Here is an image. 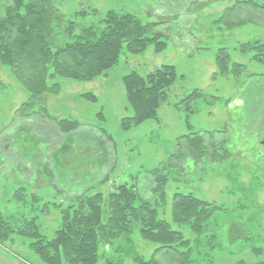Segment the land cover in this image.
<instances>
[{
    "label": "rangeland",
    "instance_id": "rangeland-1",
    "mask_svg": "<svg viewBox=\"0 0 264 264\" xmlns=\"http://www.w3.org/2000/svg\"><path fill=\"white\" fill-rule=\"evenodd\" d=\"M256 1L264 4V0ZM55 3L77 24L76 34L89 25L102 26L101 20L110 10L125 11L144 23H160L156 31L167 48L157 53L150 46L136 55L124 49L117 65L89 82L57 77L60 93L46 95L42 104L52 117L81 123V128L69 134L53 122L35 117L40 103L25 111L29 91L10 67L0 63V211L12 229L9 240L0 244V264H43L30 249L31 238L20 235L27 225L35 221L42 234L53 239L61 227L63 211L79 206L76 199L97 193L107 197L125 184L136 185L140 195L156 206L160 218L189 240L194 255L191 264H262L264 57L248 48L243 51L242 46L264 39V10H250L242 4L231 15L235 0ZM224 15L239 24L227 27L219 20ZM221 56L230 66H243L240 76L219 72L217 59ZM163 65L175 66L178 78L160 108L159 119L123 129L122 119L133 115L123 77L132 72L146 76ZM195 90L203 97L189 106L182 104ZM216 130L225 133L208 135L204 140L227 150L229 157L220 163L187 160L183 169L170 168L164 173L168 181L162 199L154 190L151 171L162 168L179 151L180 137ZM175 193L194 195L220 208L202 236L172 222ZM158 247L143 239L135 227L126 237L108 235L100 247L99 263L106 257L121 264H138L133 256H127L129 250L150 261ZM253 248L261 251L254 253ZM174 256L162 251L156 259L159 264H180Z\"/></svg>",
    "mask_w": 264,
    "mask_h": 264
},
{
    "label": "trees",
    "instance_id": "trees-1",
    "mask_svg": "<svg viewBox=\"0 0 264 264\" xmlns=\"http://www.w3.org/2000/svg\"><path fill=\"white\" fill-rule=\"evenodd\" d=\"M235 1L231 15L242 4L250 10H264V4L256 0ZM55 4V0H0V63L10 67L29 91V102L24 105L29 108L25 111L40 103L41 107L34 113L35 117L51 121L64 134H69L81 128V123L52 117L42 104L46 95L60 93L61 86L56 82L57 77L89 82L117 65L124 49L136 55L154 46L155 51L160 53L167 48V43L162 40V34L156 31L160 23H144L133 13L116 10L106 13L101 20L102 26L89 25L76 34L77 24L68 20ZM229 16L220 17V22H224L227 27L239 24L227 19ZM242 48L243 51L248 48L249 52H258L264 57V39L248 43ZM217 63L223 76H240L243 72L242 65L230 66L226 57H218ZM177 78L176 67L172 65H163L146 76L132 72L123 77L133 115L122 119V128L129 130L148 120L159 119L160 108L166 102L168 92ZM52 81L54 84L51 85ZM84 96L97 101L91 94ZM202 97L203 93L195 90L181 103L189 106ZM216 133L225 132L198 131L180 137L177 144L180 146L179 151L169 157L162 168L151 171L154 190L162 199L165 198L168 181L164 173L170 168L180 166L183 169L187 160L194 164L203 159L220 163L229 157L227 150H224L226 153L223 155L224 151L212 147L211 143L204 140L206 136L212 137ZM49 173L54 178L53 171ZM76 201L79 206H70L63 211L61 227L53 239H47L35 221L20 233L31 238L30 249L43 264H100L99 251L106 237H126L135 227H139L143 239L159 245L152 259L145 261L137 253L134 254V250H129V241V249H125L129 250L127 256H133L138 264H159L156 256L162 251L172 252L175 262L180 264L193 263L194 255L189 240L184 238L182 232L174 230L168 221L160 218L156 206L140 195L136 185H120L107 197L97 193L83 195ZM219 209L194 195L175 193L172 222L188 226L192 233L202 236L213 213ZM9 234H12V229L0 211V244L9 240ZM212 240L216 241V238ZM252 251L259 253L261 249L253 248ZM104 260L101 264H121L106 257Z\"/></svg>",
    "mask_w": 264,
    "mask_h": 264
}]
</instances>
